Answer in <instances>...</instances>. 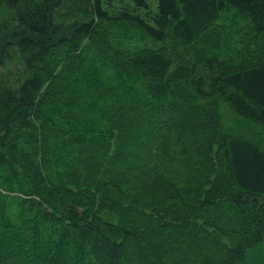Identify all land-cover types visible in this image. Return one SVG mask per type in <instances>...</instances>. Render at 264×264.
Here are the masks:
<instances>
[{"label":"trees","instance_id":"16d2710c","mask_svg":"<svg viewBox=\"0 0 264 264\" xmlns=\"http://www.w3.org/2000/svg\"><path fill=\"white\" fill-rule=\"evenodd\" d=\"M260 45L264 0H0V264H250Z\"/></svg>","mask_w":264,"mask_h":264},{"label":"rangeland","instance_id":"374dc122","mask_svg":"<svg viewBox=\"0 0 264 264\" xmlns=\"http://www.w3.org/2000/svg\"><path fill=\"white\" fill-rule=\"evenodd\" d=\"M261 44V42H260ZM252 50H255L256 54H259V56L262 54L264 55V45H260V46H253V47H249ZM227 46L225 45V43L223 42L220 46V49L217 50L220 54H221V58L222 56H228L227 54ZM238 50V49H237ZM255 53V52H254ZM257 56V55H256ZM260 56V57H261ZM261 58H264V56H262ZM221 104L220 107H218V110L220 111V115L222 116L224 123L226 125L227 130L232 129L233 127L235 129L239 128L237 133H243V134H248L249 133V126L246 125V123H244L245 120L239 121L238 120V115H236L231 109L230 107H228L227 105H224L223 100L222 99H218L217 100V104ZM243 125V126H239V124ZM248 124V123H247ZM259 131L260 134L262 135V141H264V126L263 125H259ZM257 134V133H256ZM249 135V134H248ZM258 136H261L259 134H257ZM250 264H264V249L263 251L257 253V254H251L250 255Z\"/></svg>","mask_w":264,"mask_h":264}]
</instances>
